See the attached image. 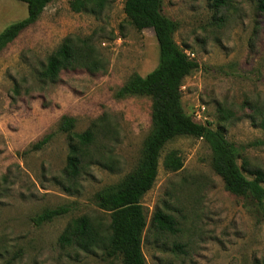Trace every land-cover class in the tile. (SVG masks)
Segmentation results:
<instances>
[{"label": "rangeland", "instance_id": "1", "mask_svg": "<svg viewBox=\"0 0 264 264\" xmlns=\"http://www.w3.org/2000/svg\"><path fill=\"white\" fill-rule=\"evenodd\" d=\"M73 0H55L36 24L0 53V264H122L97 250L63 246L68 223L87 215L105 228L110 214L95 194L115 186L134 170L151 132L150 97H116L134 75L146 76L159 63L152 29L138 31L124 13L126 0H108L103 14L77 13ZM263 0H163L164 14L178 23L176 42L200 68L185 79L187 114L211 128L224 125L242 150L248 178L264 172V11ZM27 5L0 2V33L27 17ZM69 35L92 36L105 70L64 72L56 83H41L39 72ZM95 130L96 142L75 180L65 176L69 136ZM53 133L40 151L34 143ZM178 150L184 167L164 169L165 156ZM148 225L143 235L147 264H264V207L226 190L212 168L202 139L178 137L164 149L153 188L143 197ZM71 206L51 222L34 219L45 210ZM162 210L177 222L176 233L155 228Z\"/></svg>", "mask_w": 264, "mask_h": 264}, {"label": "trees", "instance_id": "2", "mask_svg": "<svg viewBox=\"0 0 264 264\" xmlns=\"http://www.w3.org/2000/svg\"><path fill=\"white\" fill-rule=\"evenodd\" d=\"M13 1L26 4L28 13L26 18L0 33V53L36 24L55 0ZM216 3L219 5L221 0ZM70 5L74 12L99 17L107 8L108 0H73ZM260 9L264 11V0ZM124 13L138 31L152 29L159 45L158 66L146 76L132 75L116 92L120 99L134 96L151 98V132L144 142L137 167L115 186L100 190L94 196L96 206L110 214L109 226L105 228L84 215L68 223L59 242L86 253L101 250L109 258L120 257L122 264H147L142 247L148 220L142 199L157 180L162 153L170 142L185 136L204 140L212 152V168L223 180L226 190L237 196L251 197L263 207L264 172L252 170L253 178H248L239 164L244 157L243 150L227 138L225 126L219 125L214 129L198 123L184 110V81L200 68V64L176 42L174 36L179 25L164 14L163 0H126ZM106 66L107 61L99 54L92 36L69 35L48 57L39 78L41 83H56L64 72L85 70L95 74L105 70ZM74 128L75 119L64 116L59 129L69 136L70 153L65 176L70 180L81 174L84 159L96 142L95 130L76 133ZM53 137V133L46 134L32 145L31 150H42ZM163 167L169 172L180 171L184 167L180 152L170 151L164 158ZM70 211L71 206L68 205L45 210L34 221L42 225ZM153 224L159 231L177 232L175 219L162 210L155 213Z\"/></svg>", "mask_w": 264, "mask_h": 264}, {"label": "built area", "instance_id": "3", "mask_svg": "<svg viewBox=\"0 0 264 264\" xmlns=\"http://www.w3.org/2000/svg\"><path fill=\"white\" fill-rule=\"evenodd\" d=\"M189 55L191 56V54H189ZM191 57H193V55Z\"/></svg>", "mask_w": 264, "mask_h": 264}]
</instances>
